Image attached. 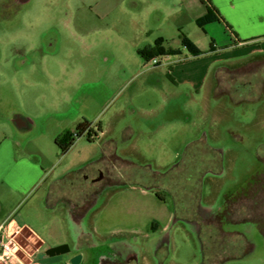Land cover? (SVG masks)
<instances>
[{"label":"rangeland","instance_id":"obj_1","mask_svg":"<svg viewBox=\"0 0 264 264\" xmlns=\"http://www.w3.org/2000/svg\"><path fill=\"white\" fill-rule=\"evenodd\" d=\"M188 4L0 0V83L11 86H2L0 108L8 106L11 113L27 104L26 109L39 115L24 143L31 152H43L33 154L48 167L41 192L51 188L55 195L82 203L97 186L91 179L100 169L113 177L114 184L104 187L83 219L72 216V201L41 212L48 248L68 245L92 260L113 241L151 243L170 211L178 216L194 213L198 203L216 208L224 193L260 178L255 188H246L234 218L245 221L230 226L239 232H223L214 224L213 230L204 227L198 235L182 219L171 221L166 260L216 264L235 255L224 264H264V58L223 64L208 86L198 90L174 88L168 58L156 56L161 63L151 65L139 54L160 36L165 46L180 49L174 60L193 58L184 36L200 50L223 44L221 25L200 24L194 16L201 9ZM24 75L39 84L26 87ZM84 120L91 122V135L78 137L68 153L38 135L74 130ZM99 125L111 134L99 139ZM109 138L115 140L113 146L127 144L123 156L131 163L107 162ZM18 210L26 222L36 220L27 217V207ZM249 242L252 248L246 252Z\"/></svg>","mask_w":264,"mask_h":264},{"label":"crops","instance_id":"obj_2","mask_svg":"<svg viewBox=\"0 0 264 264\" xmlns=\"http://www.w3.org/2000/svg\"><path fill=\"white\" fill-rule=\"evenodd\" d=\"M196 6L201 11L194 16V19L202 25L209 21L220 24L225 39L221 46H213L209 50H201L202 54L193 56L192 59H188L187 55L182 56L183 59L178 58L175 60L174 55L176 54L160 55L161 58H168L169 61L173 62L169 63V66L172 67L170 73L175 82L174 88L179 85H187L201 90L208 86L213 73L218 68H222L223 64L229 65L233 63L239 65L252 58H264V0H204V2L202 0H189V9ZM206 16L210 18L207 21H202ZM160 37L163 38V36ZM221 47H227V50L222 51L220 50ZM178 54H181V52ZM15 75L12 77L14 90H16L18 85V79ZM28 76L31 78L30 75ZM28 76L24 75L26 87L28 84L32 86L38 83L29 79ZM4 85L6 88L11 89L10 85L0 83V90ZM170 93L172 97L175 96V89L170 90ZM27 106L25 104V107ZM25 107L24 110L19 111L12 109L11 113L6 109L8 106H5L4 109L0 108V225L10 219L22 225L15 238L19 244L17 257L24 264H71L69 259L78 253L82 254V260L79 264H90L91 259L84 250L80 249L73 252L71 250L70 253H64L61 249L68 245L48 248L51 246L48 245L49 239L47 240V236L44 233L47 232V228H44L42 223L39 224V215L46 209L54 211L60 203L65 204L66 200L74 203L78 202L74 198H67L65 195H55L52 193V189L48 187V191L44 189L41 192L46 180L44 176L48 167L38 158H34L33 154L40 157L43 152L40 149H36L35 153L31 152L27 144L24 143L25 137L30 134L27 133L29 128L34 129L37 126L35 118L39 115L37 113L33 114L34 112ZM151 108L150 111L154 112L155 107ZM105 131L101 125V130L97 134L99 139L106 138L111 134ZM61 134L62 130H52V133H38L48 143L54 142V144H56V137ZM112 134L114 137L118 134L120 135V133ZM121 136L126 137L124 133H121ZM111 138L105 142L108 152V158H105L108 160L107 162L131 163L128 158L123 156L127 144L123 146L114 144L113 146L115 140ZM73 146H75V143L66 153ZM48 185L50 187L53 186L52 183H48ZM24 206L28 208L27 217H35L36 220H30L31 223L24 220L23 214L18 210L19 207L23 208ZM172 215L173 212L170 211L160 231L170 224ZM157 227L158 225H152L151 229L156 230ZM95 228L93 227L94 231ZM147 248L146 246L142 250L140 264H156L149 257V249ZM0 264L7 263L0 258ZM165 264L171 263L166 260Z\"/></svg>","mask_w":264,"mask_h":264},{"label":"flooded vegetation","instance_id":"obj_3","mask_svg":"<svg viewBox=\"0 0 264 264\" xmlns=\"http://www.w3.org/2000/svg\"><path fill=\"white\" fill-rule=\"evenodd\" d=\"M218 151L222 153V149L219 148ZM85 178H88V176H85ZM91 180L97 186H95L94 190L91 191L89 198H87L82 203L71 202L69 205L71 214L76 220L87 217L90 214L92 208L97 203L96 201L98 198L102 195L104 187L114 184L112 175L101 169L99 170L98 175ZM260 181V178H253L252 181L246 184L247 186L245 188L240 187L239 190H234L235 192L233 191L224 193L222 196V201L218 203L216 208H207L203 204L198 203L195 211H193L194 213H184L179 216L173 213L171 218L172 224L178 219H182L185 223L192 225L196 229L198 235H201L202 229L204 227L211 226V230H213L212 226L214 224H216L218 229L222 230L223 232H235L237 230L230 229V226L245 221L234 219L237 217L236 214L239 211L238 207L240 205L241 199L246 197L245 191L248 188H255V186L260 184ZM236 193L238 195V200H235ZM163 200L165 201V198ZM66 202L68 203L70 201ZM170 224L165 229L160 231L159 236L156 237L154 242L151 243L139 242L136 246H134L124 244L122 241H113L110 243L108 249H101L99 252H97L92 258L90 264H140L142 250H144L146 246L148 247L147 249H149V257L153 259L156 264H165L171 241ZM260 231L264 235V229L262 228ZM93 246H96V244H91V247ZM251 248L252 244L249 242V247L246 252ZM61 250H63L64 253H68V246L62 247ZM235 257V255L223 257L219 259L216 264H224V262L227 260L235 259ZM198 264L207 263L205 260H203Z\"/></svg>","mask_w":264,"mask_h":264},{"label":"trees","instance_id":"obj_4","mask_svg":"<svg viewBox=\"0 0 264 264\" xmlns=\"http://www.w3.org/2000/svg\"><path fill=\"white\" fill-rule=\"evenodd\" d=\"M202 1L204 2V0ZM209 18H210L209 16H206L202 21H207ZM182 42L185 45V47L189 50L192 56H199L202 54V51L198 49L192 42H190L186 36L183 37ZM163 43H164V39L160 37L155 41L153 45L139 49V54L144 60L148 61L156 56L165 55V54H178L181 52L180 49L178 48L165 47ZM99 130H101V125H99ZM91 131H92L91 122L87 120L80 121L76 124L74 130L63 131L61 135L56 137L55 142L59 147V149L61 150V153L64 154L75 143L78 137L82 136L85 133L91 135ZM157 196L160 199H164L163 195H161L159 192H157Z\"/></svg>","mask_w":264,"mask_h":264},{"label":"built area","instance_id":"obj_5","mask_svg":"<svg viewBox=\"0 0 264 264\" xmlns=\"http://www.w3.org/2000/svg\"><path fill=\"white\" fill-rule=\"evenodd\" d=\"M148 62L151 65H158L161 63V59L153 57ZM21 226L20 223H16L13 219L0 225V258L7 264H24L17 257L19 244L15 238Z\"/></svg>","mask_w":264,"mask_h":264},{"label":"water","instance_id":"obj_6","mask_svg":"<svg viewBox=\"0 0 264 264\" xmlns=\"http://www.w3.org/2000/svg\"><path fill=\"white\" fill-rule=\"evenodd\" d=\"M70 251H71V248L68 246L67 252L70 253ZM81 260H82V254L81 253H78L76 255H73L69 259V261H70L71 264H79L81 262Z\"/></svg>","mask_w":264,"mask_h":264}]
</instances>
